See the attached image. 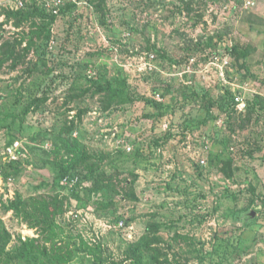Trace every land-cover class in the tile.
I'll list each match as a JSON object with an SVG mask.
<instances>
[{"label": "rangeland", "instance_id": "374dc122", "mask_svg": "<svg viewBox=\"0 0 264 264\" xmlns=\"http://www.w3.org/2000/svg\"><path fill=\"white\" fill-rule=\"evenodd\" d=\"M56 1L27 0L34 15L21 25L7 19L6 2L0 7V165L12 133L27 144L73 120L89 164L102 161L93 172L72 171V190L44 152L29 151L16 175L0 179L7 248L28 238L50 246L9 204L57 197L66 209L58 242L76 251L69 264H135L132 248L144 236L151 245L136 257L141 251L148 264H158L155 249L161 262L264 264V0H106L105 22L92 0H61L53 42L30 48L31 30L48 21L39 12ZM219 35L217 47H199ZM9 42L15 55L1 64ZM235 45L248 52L245 68ZM216 52L233 68L212 63ZM119 71L137 101L106 108L105 95L88 90L89 75ZM193 82L216 86L222 104L211 114L185 97ZM223 85L243 94L248 110L234 112Z\"/></svg>", "mask_w": 264, "mask_h": 264}, {"label": "trees", "instance_id": "16d2710c", "mask_svg": "<svg viewBox=\"0 0 264 264\" xmlns=\"http://www.w3.org/2000/svg\"><path fill=\"white\" fill-rule=\"evenodd\" d=\"M92 3L95 5L96 9L102 13L104 17L103 20L105 22V17L107 16L106 0H92ZM55 8V6H52V10L48 12H39L44 18H47L48 21L41 25H37L31 30V33L27 38V45H29L30 48L35 45V40L37 39H42L45 43L53 42V40H51L54 36L52 32V25L62 12V6L58 7V12H55ZM7 15V19H15L16 24L21 25L24 20H29L34 15V12L30 11L25 6L19 9L7 11ZM221 40V35L212 37L207 41V43L199 44V47L201 49L211 48L212 46L217 47ZM16 46V42H9L7 44L8 50L4 54L1 64L3 61H7L14 57ZM231 52L234 58L237 59L238 63H240V65L245 68L246 62L244 60L246 59L248 52L236 45L233 46ZM241 60L242 62H240ZM233 65L234 64H230L229 68H233ZM244 75H248L251 78L257 79V76L250 70L246 71ZM89 78L92 79L93 88L88 90H93L96 93L104 94V103L106 108H108L109 105H124L137 101V98L130 94L127 79L123 75L122 71H119L110 78H106L103 74L96 75V73L89 75ZM167 88L170 91V88L172 87L167 86ZM221 89L223 91L224 102L226 103L227 100L230 99V106L232 110L237 112L238 109L236 107L235 96L236 94L240 93L235 92L234 94H231L230 90H228V87H224V85L221 86ZM215 90L216 86L202 87L199 85V83L194 84L193 82L190 84V86H188L187 89H185V91H187V95L185 97L187 99L192 97L197 99V101H200L205 109V113L209 115L212 113V110H214L215 107H218L222 104L220 99L215 97ZM158 94L162 96L161 93ZM247 108H249L248 100ZM225 113L226 114L224 115H226V118L224 119V122L230 121L232 113ZM76 127L77 124L73 120L69 123H66L57 132H53L52 130H40L31 137L32 142H29L31 144L28 146L30 151L40 150L56 164L60 170V176L62 177V180L65 177L72 178L70 173L80 167H84L89 172H93L98 163L102 161V158H100L98 161L91 162L89 164L91 156L82 149L79 140L74 136V130ZM17 138V134L12 133L8 140L7 146L13 144ZM47 143L50 144L49 148L45 147ZM23 164V161H6L5 164L2 166L0 165V173L4 180L8 181V179L11 178L10 176L16 175ZM222 171L229 178L233 176V171L231 170L230 166H223ZM76 186L77 185L74 184V186L70 189L73 190ZM92 191H94L93 194L95 195L96 192L100 191V187L95 183V187ZM97 203L103 204V202ZM9 207L10 209H14L16 213L31 226L37 227L40 230L41 235H43L45 238V241L50 243V246H42L41 248V246L37 244L38 241L36 238H28L27 240H21L20 244L13 250H9L7 248L9 233L5 229L3 221L0 218V261L3 264H23L29 261H36L37 264H69L72 262L76 251L73 249L71 242H64L63 244H59L58 242L60 235L57 229L56 220L59 215L66 212L64 203L61 200H59L57 197L31 196L28 198H23L22 196H17L15 200L9 204ZM145 237L146 236L142 237V239L136 244L137 246H133L132 248L134 253L132 258L135 261V264H148L147 261H144L141 251L140 254L142 259L141 256L136 257L137 251L141 250L142 248L150 247L151 245L149 242H147V240H145ZM154 251L155 252L150 253V259H157L158 264H183L181 261L169 263L167 262L168 258L166 256L164 262H161L160 256L163 254H161V252L157 249ZM41 258L42 260H40Z\"/></svg>", "mask_w": 264, "mask_h": 264}, {"label": "built area", "instance_id": "2783aa9c", "mask_svg": "<svg viewBox=\"0 0 264 264\" xmlns=\"http://www.w3.org/2000/svg\"><path fill=\"white\" fill-rule=\"evenodd\" d=\"M26 1L27 0H0V7L1 5H3L4 2H6L8 5L7 7H10L11 9H19L22 7H25L26 5ZM77 1V0H74ZM61 0L56 1V3L54 4L55 8V12H58V7H60L61 4ZM50 5V4H49ZM212 63L216 62L219 63L223 68H225V72L227 70V68L230 65V60H228V57L225 54H222L221 52H216L212 58ZM157 98L160 99L161 95L157 94ZM235 102H236V107L239 111H245L247 109V100L245 98V96L243 94H236L235 96ZM118 143H124L123 140H120ZM29 145H31L29 142L27 144L23 143L20 140L15 141L13 144L6 146L5 148V160L9 161V162H13V161H24L27 160V156H29ZM125 148L128 151L132 150V146L131 145H124ZM46 148L50 147V144L47 143L45 145ZM0 179L3 181L4 178L0 173ZM64 182L66 184H68L71 187L74 186V184H76V181L70 177H65L64 178ZM124 222H120L119 226H123Z\"/></svg>", "mask_w": 264, "mask_h": 264}, {"label": "water", "instance_id": "95a60500", "mask_svg": "<svg viewBox=\"0 0 264 264\" xmlns=\"http://www.w3.org/2000/svg\"><path fill=\"white\" fill-rule=\"evenodd\" d=\"M253 215H254V213H253Z\"/></svg>", "mask_w": 264, "mask_h": 264}]
</instances>
